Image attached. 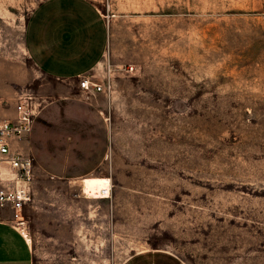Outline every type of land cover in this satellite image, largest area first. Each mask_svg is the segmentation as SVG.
Here are the masks:
<instances>
[{
    "label": "rangeland",
    "instance_id": "obj_1",
    "mask_svg": "<svg viewBox=\"0 0 264 264\" xmlns=\"http://www.w3.org/2000/svg\"><path fill=\"white\" fill-rule=\"evenodd\" d=\"M92 1L112 25L104 91L90 101L107 144L95 173L70 180L32 160L19 229L32 264H123L151 250L264 264V0ZM40 2L0 0V80L34 115L65 94L24 49ZM99 178L108 199L82 191Z\"/></svg>",
    "mask_w": 264,
    "mask_h": 264
},
{
    "label": "crops",
    "instance_id": "obj_2",
    "mask_svg": "<svg viewBox=\"0 0 264 264\" xmlns=\"http://www.w3.org/2000/svg\"><path fill=\"white\" fill-rule=\"evenodd\" d=\"M108 17L92 0H41L25 25L29 61L65 94L35 113L29 134L14 140L11 151L32 158L51 179L92 175L101 166L93 152L96 145L104 151L107 131L90 102L101 93H88L79 82L89 79L101 85L100 70L110 49ZM7 87L0 80V121L16 118ZM32 251L31 240L15 226L12 212L0 210V264H32ZM123 264L184 263L168 251L151 250L133 254Z\"/></svg>",
    "mask_w": 264,
    "mask_h": 264
},
{
    "label": "built area",
    "instance_id": "obj_3",
    "mask_svg": "<svg viewBox=\"0 0 264 264\" xmlns=\"http://www.w3.org/2000/svg\"><path fill=\"white\" fill-rule=\"evenodd\" d=\"M132 71V68H129ZM80 89L88 93H102L104 87L89 79L79 82ZM30 98H23L16 105L14 120L0 121V210L12 212L13 221L18 229H23L25 220L23 209L32 199V159L11 151V144L29 134L33 110ZM111 182L92 198L108 199L111 196ZM89 197V196H88Z\"/></svg>",
    "mask_w": 264,
    "mask_h": 264
},
{
    "label": "bare ground",
    "instance_id": "obj_4",
    "mask_svg": "<svg viewBox=\"0 0 264 264\" xmlns=\"http://www.w3.org/2000/svg\"><path fill=\"white\" fill-rule=\"evenodd\" d=\"M99 183H100V185H98L96 188H95V191H94V195H89L87 192H86V180H84V182H83V193L85 194V195H87V196H89L90 198H92V197H95L98 193H99V191L102 189V188H104V187H107L109 184H110V179H101V178H99V181H98ZM92 199H95V198H92ZM96 199H98V198H96ZM25 237L27 238V235H25Z\"/></svg>",
    "mask_w": 264,
    "mask_h": 264
}]
</instances>
